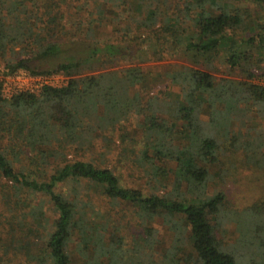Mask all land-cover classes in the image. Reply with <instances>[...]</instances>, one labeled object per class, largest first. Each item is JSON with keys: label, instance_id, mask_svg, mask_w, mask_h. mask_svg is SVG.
<instances>
[{"label": "trees", "instance_id": "trees-1", "mask_svg": "<svg viewBox=\"0 0 264 264\" xmlns=\"http://www.w3.org/2000/svg\"><path fill=\"white\" fill-rule=\"evenodd\" d=\"M234 1L264 8V0H0L6 74L24 70L68 78L64 87L7 100L0 80V264H76L75 254L78 264H248L217 237L229 213L226 196L208 192L210 181L221 177L209 173L219 163L217 152L226 148L220 139L226 142L230 122L247 109L240 102L264 104V88L225 79L218 84L209 72L220 61L228 72L253 77L249 63L257 35H242L244 14L230 5ZM62 8L74 16H64ZM109 9L108 22L125 11L130 23L122 33L97 38L93 32L104 25ZM71 27L79 38L68 41ZM153 41L160 53L190 63L162 75L164 83L181 87V102H170L172 120L160 116V95L150 94L158 83L152 73L114 68L133 52L132 59L144 61L145 45ZM100 70L105 71L91 74ZM82 72L89 76L75 78ZM202 110L205 123L198 117ZM132 120L140 122L138 139L127 129ZM97 139L106 140L107 149L116 139L120 156L130 153L141 166H155L152 175L165 176L173 164L171 191L125 188L112 170L68 158L96 149ZM220 164L221 175L228 169ZM65 182L94 187L109 207L127 206L142 234L132 246L125 241L128 248L120 236L105 241L106 227L57 191ZM122 220L120 215L117 232ZM154 222L171 233L168 246L158 240Z\"/></svg>", "mask_w": 264, "mask_h": 264}, {"label": "rangeland", "instance_id": "rangeland-1", "mask_svg": "<svg viewBox=\"0 0 264 264\" xmlns=\"http://www.w3.org/2000/svg\"><path fill=\"white\" fill-rule=\"evenodd\" d=\"M230 5L241 9L244 14L242 35L246 37L257 35L254 43L255 51H252V58L250 60L253 64L249 63V67H251L250 72L253 77L247 79L246 75H243L240 71L228 72L220 61L215 62L213 70L209 72L218 84L222 79H225L235 84H244L246 82L264 88V31L262 30L264 26V8L249 3H239L238 1L231 2ZM120 12L119 18L115 16L118 21L114 20V23H111L106 20L111 18V14H107L111 13V10L106 11V15L104 14V25H100L101 28L97 29V31L95 30L96 33L93 32V35L95 34L97 38L105 39L113 36V33L117 31H119L117 33H122L120 29L124 28L126 26L125 24L130 23V21L127 12ZM62 13L66 16L68 13H75V11L69 12L67 9L62 8ZM78 14L80 13H76V15ZM83 14H86L84 10ZM129 14L132 16V11ZM72 29L73 27L66 34L67 37L65 39L68 41L79 38L78 35L75 36V31H72ZM130 34L134 39L138 32L133 30ZM117 38L124 37L123 35H119ZM115 40L118 41L117 39ZM139 41H141V38ZM161 48L153 41L145 45V49L148 52L146 57L143 56L144 61L138 62L136 59H132L133 52L132 55L119 60L114 68L139 67L146 72L152 73V80H158V83L156 85V82L152 84L154 86L151 87L150 94L155 96L160 95L157 98L160 97L162 100L160 105H164L160 116L166 120H172L173 107L170 102H181V87L177 85L171 86L167 84V81L164 83L162 75L176 70L181 66H190V63L177 56H170L167 52L163 51L160 53ZM6 59L9 60V57ZM6 59L4 61L0 60V80L2 81V85L4 77H6L5 74L9 72L6 68ZM30 66H34V64L30 63ZM101 71L105 70L91 74L94 75ZM53 75H57L55 77L56 83L59 85L57 88L67 85V77L60 74ZM85 76H89V74L82 72V74L75 76V78ZM7 86L10 90L13 89L15 83L12 79H8ZM4 99L7 100V98ZM239 106L242 108L246 106L247 109L242 116L240 115V118H233L232 122H230L229 129H227L228 135L226 142H224V139H220V145H225L226 148L220 149L217 152L219 163L218 165L217 163L211 165L209 167V173L211 176L216 175L222 178L217 177L214 180L212 179L209 183L208 192L211 194L214 190L215 192L221 191L226 196L225 209L229 213L220 222L223 223L222 226L220 228L218 227L219 229L216 228L217 230L215 232L217 233V237L226 246L236 249L248 264H264V104L249 101L248 103L240 102ZM198 117L201 122H207V111H200ZM139 120L140 122L142 121L140 118ZM139 120H132L127 125V129L130 130L132 128L130 132L133 131L132 137L136 139L141 137L140 131L137 128V125L140 123ZM96 142L99 144L96 149L86 150L85 152H72L69 153L68 158L82 159L112 170L117 174L120 179V184L125 188H137L143 193L157 192L161 194L171 191V186L167 185V183L173 180L171 171L174 168L173 164H168L171 170L170 172H167L168 170L165 171L166 177L159 176V174L152 175L151 172L154 171L155 166L151 167L147 164L141 166L138 163L139 160L132 157L130 153L128 155L125 153L127 157H124L122 155L123 153L120 156L121 146L117 144L116 139L115 145L111 144V147L108 149L106 140L102 141L101 139H97ZM179 142L175 141L177 144ZM230 144H233V146H230ZM234 146L237 147L232 149ZM148 153L149 155L152 154L150 150ZM220 161L224 162V167L228 169L221 175L219 174V172H222ZM57 191L69 200H75L80 209L85 210L94 218V221L97 223L100 222L99 224L106 227L105 235H103L105 241H116L120 236L124 239V242L126 241L129 246H132L134 244L133 237L142 234L140 225L138 224L139 221L136 219L134 212L131 214L130 209L125 205H120L115 208L109 207L94 187L83 183L65 182L58 186ZM45 211L46 216L50 218L52 216L51 212L48 210ZM120 215L123 216L121 227L124 226V228L121 229L120 227L121 231L117 232L115 228L117 227ZM156 220L160 222L159 219ZM154 224L158 231V240L160 239L165 244V247L168 246L170 243L168 241L169 234L171 235V233L164 228V225L161 226L155 222ZM126 242L125 246L128 248L129 246ZM123 247L121 250L125 253L126 249ZM186 250L189 251L188 249ZM86 254L88 255L87 257H90L92 250L87 248ZM73 259L78 264L79 257L76 254L73 255Z\"/></svg>", "mask_w": 264, "mask_h": 264}, {"label": "built area", "instance_id": "built-area-1", "mask_svg": "<svg viewBox=\"0 0 264 264\" xmlns=\"http://www.w3.org/2000/svg\"><path fill=\"white\" fill-rule=\"evenodd\" d=\"M3 85L1 86V93L4 98L10 99L13 95L26 92L30 94L39 93L44 87L57 88V75H38L33 76L27 71L18 70L12 74H5ZM8 79H12L15 86L10 90L7 86Z\"/></svg>", "mask_w": 264, "mask_h": 264}]
</instances>
